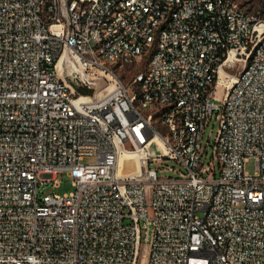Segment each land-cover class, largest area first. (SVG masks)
<instances>
[{"label":"built area","instance_id":"built-area-1","mask_svg":"<svg viewBox=\"0 0 264 264\" xmlns=\"http://www.w3.org/2000/svg\"><path fill=\"white\" fill-rule=\"evenodd\" d=\"M257 16L231 0H0V264H264ZM213 115L218 174L202 161ZM124 153L138 172L119 174ZM161 159L183 170L159 176ZM63 175L72 191H45Z\"/></svg>","mask_w":264,"mask_h":264},{"label":"rangeland","instance_id":"rangeland-1","mask_svg":"<svg viewBox=\"0 0 264 264\" xmlns=\"http://www.w3.org/2000/svg\"><path fill=\"white\" fill-rule=\"evenodd\" d=\"M240 7L246 10L249 13L259 14L261 17H264V0H237ZM137 71V68L134 66H126L119 72V76L123 80H129L133 73ZM225 90L222 86H218L215 92L217 99L215 102L221 103L223 101ZM218 131V121L213 115L209 122H207L202 136V147L205 151L202 161L204 164H208L212 161L215 166L216 174L219 173L218 161L217 158L212 157V146L214 144L216 134ZM86 162L92 161V158H86ZM149 166L157 170L159 176H178L179 172L182 171V167L173 160H150ZM134 170V164L132 171ZM245 170L249 173H254L256 169V161L253 157L249 158L245 162ZM61 181L58 186L49 185L45 188L46 192L64 194L73 190V184L70 177L63 175L60 177Z\"/></svg>","mask_w":264,"mask_h":264},{"label":"bare ground","instance_id":"bare-ground-1","mask_svg":"<svg viewBox=\"0 0 264 264\" xmlns=\"http://www.w3.org/2000/svg\"><path fill=\"white\" fill-rule=\"evenodd\" d=\"M231 8L236 10V12H247L242 7H240L237 0H231ZM257 24H264V17L257 16ZM260 42H264V33H260ZM219 63L220 64H228L229 63V54H220L219 55ZM243 65H251V56H244L243 57ZM221 83H219L220 85ZM131 159L134 164V170L132 171H126L122 168L123 162L125 159ZM140 169V162L138 155L136 153H124L121 155L119 159V168L118 172L119 174H127V172L135 173L138 172Z\"/></svg>","mask_w":264,"mask_h":264},{"label":"water","instance_id":"water-1","mask_svg":"<svg viewBox=\"0 0 264 264\" xmlns=\"http://www.w3.org/2000/svg\"><path fill=\"white\" fill-rule=\"evenodd\" d=\"M105 86H106V82H104L103 80H100L98 81L97 85H95L91 89H88L91 91V93H87V94L81 93V94L82 95H92L94 97ZM148 152L150 155H163L164 154V150L162 146L156 140H152L148 144ZM122 168L126 171H131L133 168V161L128 158L125 159L123 162ZM127 173H131V172H127Z\"/></svg>","mask_w":264,"mask_h":264},{"label":"trees","instance_id":"trees-1","mask_svg":"<svg viewBox=\"0 0 264 264\" xmlns=\"http://www.w3.org/2000/svg\"><path fill=\"white\" fill-rule=\"evenodd\" d=\"M80 92H81V93H84V94L91 93V91L88 90V89H86V88L81 89Z\"/></svg>","mask_w":264,"mask_h":264}]
</instances>
